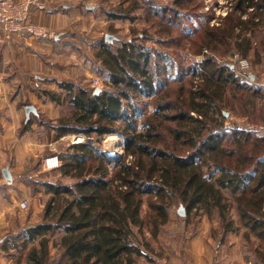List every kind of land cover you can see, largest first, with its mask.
Listing matches in <instances>:
<instances>
[{"label": "trees", "instance_id": "trees-1", "mask_svg": "<svg viewBox=\"0 0 264 264\" xmlns=\"http://www.w3.org/2000/svg\"><path fill=\"white\" fill-rule=\"evenodd\" d=\"M230 2L234 11L221 26L205 30L197 51L206 48L214 54L219 45L232 46L229 41L235 39L237 29L259 27L263 38L253 51L254 63L262 66L264 74V0ZM109 15L120 18L118 13ZM117 41L114 49V41L103 39L96 54L99 68L108 73L111 89L95 94L75 83H58L68 91L73 110L51 128L57 137L119 134L125 140L126 156L132 155L134 160L117 162L110 176L111 161L88 144L60 153V172L70 182L43 183L51 195L44 221L23 231L26 242L40 238L41 247L30 250L29 261L46 264L47 236L60 233L65 264H138L143 251L149 250L139 237L145 227L141 217L144 195L151 198L147 224L155 239L169 223L170 209L181 204L187 211L185 217L199 209L209 217L216 212L225 234L237 231L231 217L235 209L245 235H253L264 247V134L232 130L213 117L231 104L230 99H245L259 88L250 84L251 77L244 81L209 53L205 61L185 67L178 75L170 55L173 51H153L137 40ZM235 42L234 47L247 58L253 49L252 37ZM198 69L202 71L196 75ZM183 76L191 77L193 83L184 86ZM195 77L200 82L196 88ZM227 87L230 99L225 96ZM43 93L57 104L64 102L61 93ZM146 97L155 109L138 131ZM135 228L140 234H135ZM262 252L256 251L264 257Z\"/></svg>", "mask_w": 264, "mask_h": 264}, {"label": "rangeland", "instance_id": "rangeland-1", "mask_svg": "<svg viewBox=\"0 0 264 264\" xmlns=\"http://www.w3.org/2000/svg\"><path fill=\"white\" fill-rule=\"evenodd\" d=\"M25 0H17V3H21ZM231 0H84V3L91 5L90 9H83L82 18L76 20L71 26L66 41L69 44L66 45L67 58L61 59L63 62L49 59L47 62L49 67H67L70 69L68 76H60L59 79L53 77L31 76L29 79H22L19 74H16L15 69L9 70L10 76L14 77L15 85L11 94L15 93V89L19 86L24 88L28 87L32 90L31 93L37 96L36 104H30L28 98L29 92L25 90L24 95H20L22 110L26 112V106H32L34 111H31L29 116L26 117L25 125L21 132H26L30 127L27 121L30 120L36 124V129L40 128L39 134L40 140L49 141V148L52 151H38L37 156L33 157V160H28L27 166L23 170L21 181L25 190V199H22L19 195L20 203L17 208L18 219L20 215L23 217L18 225V233L14 236H10L5 239L3 245L0 247V264H34L28 259V255L32 248H40V238L38 237L33 242H26L23 231L29 229L32 226L40 224L44 221L46 215V206L51 199V195L47 193L44 182H57L62 180L65 183L70 182V179L64 177L60 168L62 161L59 159V166L53 169L45 167L46 160L53 156H58L65 151H71L74 145L88 144L94 147L96 150L105 154L106 158L111 161L108 164L110 176L116 166V163L125 160L131 162L134 160L132 155L126 156V146L124 138L119 134H108L96 138L95 136H88L83 133H69L61 137H57L56 131L52 129V125H55L60 119L70 117L73 107L70 103L67 95L68 91L63 90L58 83L71 82L81 87H87L94 90L99 88L102 91L111 89V82L108 77V73L104 68H99L98 59L96 54L100 51V46L103 39H109L108 42L112 44L113 48H117L119 40L135 41L143 43L146 47L153 49V51L169 52L173 51L170 55H173L175 61L174 71L182 73V70H186L185 67L193 65V63H202L207 59V55L214 56L215 61L223 66L229 65L231 69L240 75L245 81L246 78L253 76L255 79L250 81L255 88H259L257 93L247 96L242 100L230 99L232 93L230 89L226 88L225 96L231 100V104L228 107H223V114L225 118L221 117V112L213 115L218 122H222L225 127H229L232 130L247 129L255 130L260 134H264V74L261 65L254 63V49L263 38L260 28L252 27L247 31L237 29L236 37L230 40L232 46L219 45L218 50L212 54V52L204 48L201 53L197 50L200 48L198 42L208 27L221 26L225 20V16L228 13H232L233 6ZM44 10H38L36 7H32L27 14V23L31 24L44 32L43 36H37L24 32V34L15 33V36L29 35L34 38H60L58 32L46 28L42 25L35 23L33 17L36 13L46 11V2ZM15 5V4H14ZM20 5V4H17ZM109 13H118L119 19H111ZM250 14L251 11L249 10ZM245 15V14H244ZM243 15V16H244ZM248 15L244 16V19ZM0 32L3 38L7 40L0 26ZM243 34L238 37V34ZM244 36L252 37L253 49L249 53L246 59L250 63L249 70L241 71L239 65H235V55L243 57L239 51L234 47L235 41H240ZM109 37V38H108ZM62 38V36H61ZM141 39V40H140ZM209 53V54H208ZM245 58V57H243ZM13 68V67H12ZM103 70V71H101ZM202 70L198 69L195 74L199 75ZM68 80H63L65 78ZM198 78V77H197ZM195 77L194 88H196L200 82ZM192 81L191 77H184L182 82L184 86H190ZM31 82V83H30ZM180 83V82H179ZM193 82H191L192 84ZM31 85V86H30ZM181 85V83H180ZM179 84L176 87L180 86ZM44 90L54 91L57 94H62L64 102L57 104L49 99L47 95L43 93ZM42 91V93H41ZM151 98L146 97L143 100L141 107V114L144 118L137 121L138 131H142L144 119H147L153 114L155 109L154 105L150 104ZM27 115V113H26ZM195 115V114H194ZM197 117V116H196ZM160 121V120H159ZM157 121V124L159 123ZM51 125V126H50ZM165 125H169L166 123ZM51 128V129H50ZM81 136L80 142L73 141L74 136ZM111 136L116 139H110ZM85 137V138H83ZM12 179V177H11ZM18 195V193H17ZM148 195L143 196V203L141 207V217L145 220V227L143 228V234L139 233L137 228L134 229L135 234H140V239H144L148 245L149 250L145 249V253L138 258V264H194L195 255L203 257L200 264H204L205 254L209 253V261L212 258V252L217 253L220 246L231 248L230 262L222 260L224 264H239L231 259L244 258L243 264H264V257L256 253L257 250L263 251L264 247L260 246L261 241L253 235L247 237L246 229L241 227L239 217L235 209L231 211L232 219L237 223V231L228 233L223 232V227L220 218L213 213L211 217L204 213V210H194L188 217L186 215V209L181 204H176L170 209L169 223L162 228L157 236L153 238L151 233V226L147 224L149 218L147 215L151 214L149 208ZM155 201L156 198L154 197ZM26 202V207H21V203ZM54 204V203H53ZM183 210L185 213L183 214ZM201 229L210 231V238L215 243L214 250L212 248L207 250L206 248L199 249L192 248L190 252L184 245L187 240L195 237L197 232ZM60 233H56L48 238V257L46 264H65L63 261V249L60 247ZM232 236V238H231ZM238 244L235 248L233 244ZM14 247V248H13ZM263 248V249H262ZM212 251V252H211ZM181 255L183 257H181ZM233 256V258H231ZM228 257V256H227ZM226 257V259H228ZM211 263V262H210ZM213 263V262H212ZM206 264H209L206 263ZM214 264V263H213ZM220 264V263H218Z\"/></svg>", "mask_w": 264, "mask_h": 264}, {"label": "crops", "instance_id": "crops-1", "mask_svg": "<svg viewBox=\"0 0 264 264\" xmlns=\"http://www.w3.org/2000/svg\"><path fill=\"white\" fill-rule=\"evenodd\" d=\"M45 2L46 11L36 13L33 20L39 25L57 31L60 38L54 40L50 38L39 39L29 35H21L15 36L8 42L0 32V247L6 238L12 235L15 236L18 233V225L20 220L23 219L21 215L18 219L17 208L20 199H25L24 197L27 196H25L26 190L22 187L24 185L20 179L28 160H33L38 151H52L48 146L49 141L47 138L40 140L41 129H36L34 122L30 124L26 132H21L23 124H26L27 115L22 110L20 95H24L25 90L27 93L29 92L30 104L34 105L38 98L30 92L32 90L29 86L23 87L25 84L17 87L15 89L17 91L11 94L15 85L13 79L18 77L10 76L9 70L15 69L16 74H19L24 80L29 79L31 76H46L57 79H59V75L68 76L70 74L69 68L63 66L49 67L47 61L52 58L63 62L61 59L67 58L65 51L69 42L66 41V36L73 23L82 18V10L84 8L91 10V5L84 3V0H45ZM250 66L249 63L246 70H249ZM240 70L242 69L240 68ZM252 77L251 80L253 81L255 78ZM19 195L20 199L18 198ZM210 235V231L201 229L194 238L187 240L184 245L189 252L192 248L200 251L203 248L207 250L212 248L213 251L216 242L210 238ZM237 245L233 244L235 248ZM215 250L218 252L213 253L211 251L212 258L210 261L209 253L205 254L204 264L208 262L209 264H224L222 260L230 262L231 248L220 246ZM181 257L183 256L181 255ZM202 258L195 255L194 264H200ZM243 259L238 257L231 260L243 264Z\"/></svg>", "mask_w": 264, "mask_h": 264}, {"label": "built area", "instance_id": "built-area-1", "mask_svg": "<svg viewBox=\"0 0 264 264\" xmlns=\"http://www.w3.org/2000/svg\"><path fill=\"white\" fill-rule=\"evenodd\" d=\"M16 1L17 0H0V26L4 31L6 39L11 40L15 33L24 34V32L43 36L44 32L42 30L27 23V14L32 7H36L38 10L45 9L43 0H25L21 3H17ZM243 61H247V59L235 55V65H239V69L246 70L249 63L247 61L248 64H244ZM58 166V156H53L46 160V168L53 169ZM26 205V202L21 203V207H26Z\"/></svg>", "mask_w": 264, "mask_h": 264}, {"label": "water", "instance_id": "water-1", "mask_svg": "<svg viewBox=\"0 0 264 264\" xmlns=\"http://www.w3.org/2000/svg\"><path fill=\"white\" fill-rule=\"evenodd\" d=\"M109 38V37H108ZM109 39H107V41H108ZM232 67V66H231ZM252 78H254V77H252ZM101 92V89H99V88H96L95 89V94H99ZM26 113H27V116H29V114H30V112L31 111H34V108L32 107V106H27L26 107ZM183 214L185 213V211L183 210V212H182Z\"/></svg>", "mask_w": 264, "mask_h": 264}, {"label": "bare ground", "instance_id": "bare-ground-1", "mask_svg": "<svg viewBox=\"0 0 264 264\" xmlns=\"http://www.w3.org/2000/svg\"><path fill=\"white\" fill-rule=\"evenodd\" d=\"M243 63H244V64H247V61H243ZM83 138H85V137H83ZM79 139H81V136H77V135H76V136L73 137V141L80 142V141H77V140H79ZM110 139H111V140H112V139L115 140L116 137L111 136Z\"/></svg>", "mask_w": 264, "mask_h": 264}]
</instances>
